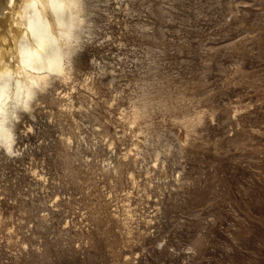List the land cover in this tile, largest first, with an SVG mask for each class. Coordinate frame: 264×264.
I'll return each mask as SVG.
<instances>
[{"label":"rangeland","instance_id":"rangeland-1","mask_svg":"<svg viewBox=\"0 0 264 264\" xmlns=\"http://www.w3.org/2000/svg\"><path fill=\"white\" fill-rule=\"evenodd\" d=\"M107 1L87 68L0 146V264H264V0Z\"/></svg>","mask_w":264,"mask_h":264},{"label":"bare ground","instance_id":"bare-ground-1","mask_svg":"<svg viewBox=\"0 0 264 264\" xmlns=\"http://www.w3.org/2000/svg\"><path fill=\"white\" fill-rule=\"evenodd\" d=\"M167 1L177 4L182 0H161L160 6L163 5L164 10L175 7ZM106 2L108 1L0 0V146L3 151L10 154L16 151V125L25 111L32 113L36 104L46 98L54 86L59 82H69L75 71L87 68L80 50L86 38L99 29V23L102 22L99 21V16L102 12L106 13ZM151 13L162 22L156 7ZM140 29L151 27L140 26ZM159 38L154 37L150 52L160 44ZM157 60H153L155 66H158ZM157 76V80H139L143 97L132 107L127 118L129 127L136 132L135 147L145 145L148 109L160 102L148 96L159 82L164 81L163 74L158 73ZM162 105L168 106L167 102ZM191 119L181 120L183 141L195 129V123Z\"/></svg>","mask_w":264,"mask_h":264}]
</instances>
